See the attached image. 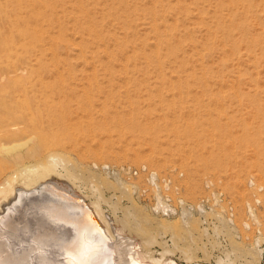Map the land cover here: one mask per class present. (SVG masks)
<instances>
[{"label":"rangeland","instance_id":"1","mask_svg":"<svg viewBox=\"0 0 264 264\" xmlns=\"http://www.w3.org/2000/svg\"><path fill=\"white\" fill-rule=\"evenodd\" d=\"M0 46L10 86L97 105L60 137L71 190L158 257L264 264V0H0Z\"/></svg>","mask_w":264,"mask_h":264},{"label":"bare ground","instance_id":"2","mask_svg":"<svg viewBox=\"0 0 264 264\" xmlns=\"http://www.w3.org/2000/svg\"><path fill=\"white\" fill-rule=\"evenodd\" d=\"M1 55L0 66L18 70ZM4 78L0 77V264H178L168 257L169 250L159 257L148 251L145 242L127 233L126 221L107 215L98 200L87 203V196L71 190L73 181L61 173L67 172L68 164L65 139L60 137L69 130L72 114L83 110L91 117L97 105L81 101L78 86H10ZM156 181L150 174V183ZM36 193L45 195L32 197ZM169 207L159 198L154 210L168 215ZM216 264H229V259L220 257Z\"/></svg>","mask_w":264,"mask_h":264},{"label":"built area","instance_id":"3","mask_svg":"<svg viewBox=\"0 0 264 264\" xmlns=\"http://www.w3.org/2000/svg\"><path fill=\"white\" fill-rule=\"evenodd\" d=\"M157 185H159L158 177H157L156 184H153V186H157ZM179 203L181 204L180 206L183 208V210L185 212H187L189 215H192V214L194 215L195 213L198 212V210H204L206 208H209V206H211V200L209 198H203L195 205L194 204H187L186 202H184L182 200H180ZM170 206H171V204H170ZM169 208H171V207H169ZM173 208H174L175 211H177V208H175V207H173ZM173 208H171L172 211H173Z\"/></svg>","mask_w":264,"mask_h":264},{"label":"water","instance_id":"4","mask_svg":"<svg viewBox=\"0 0 264 264\" xmlns=\"http://www.w3.org/2000/svg\"><path fill=\"white\" fill-rule=\"evenodd\" d=\"M43 193H44V192H43ZM44 195H45V194H44ZM44 195H41L40 193H36V194H34L32 197H35V196H36V197H39V196H44ZM76 197H77V196H76ZM76 197H74V198L76 199ZM57 200H59V199H57ZM81 201H82V200H80V203L83 202V201H82V202H81ZM83 203H84V202H83ZM83 203H82V204H83ZM91 221L95 223V220L91 219Z\"/></svg>","mask_w":264,"mask_h":264}]
</instances>
